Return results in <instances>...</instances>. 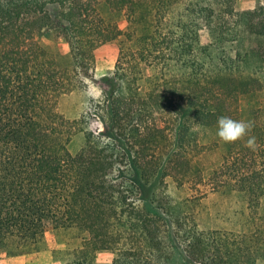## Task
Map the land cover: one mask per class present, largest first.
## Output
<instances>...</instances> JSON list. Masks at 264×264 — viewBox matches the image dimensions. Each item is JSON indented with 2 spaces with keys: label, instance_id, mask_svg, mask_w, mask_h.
<instances>
[{
  "label": "trees",
  "instance_id": "trees-1",
  "mask_svg": "<svg viewBox=\"0 0 264 264\" xmlns=\"http://www.w3.org/2000/svg\"><path fill=\"white\" fill-rule=\"evenodd\" d=\"M237 1L0 0V256L36 248L50 227L87 234L68 244L63 264H94L101 252L111 264H176L172 250L194 264L264 262V109L209 171L221 177L216 193L242 203L237 228H202L189 204L160 198L177 176L175 154L184 150L178 186L201 180L209 168L195 159L223 142L203 133L217 132L220 117L241 120L239 100L264 94V49L242 48L246 35L264 41V0L246 12ZM50 31L68 45L63 60L39 39ZM109 42L117 58L95 136L58 104L86 91L94 51Z\"/></svg>",
  "mask_w": 264,
  "mask_h": 264
},
{
  "label": "rangeland",
  "instance_id": "rangeland-1",
  "mask_svg": "<svg viewBox=\"0 0 264 264\" xmlns=\"http://www.w3.org/2000/svg\"><path fill=\"white\" fill-rule=\"evenodd\" d=\"M256 5L257 0H238L235 9L238 12H246L255 9ZM101 14L107 20L116 22L120 29H124L125 22L119 15L111 13L106 8H102ZM55 24H57L56 19H54L51 26ZM56 32L57 31H50L39 39L48 50L59 54L61 57L60 59L68 57V45L65 44L61 34ZM254 46L264 49V41L246 35L242 48L246 50ZM231 49H233V46L228 48V50ZM116 58L117 47L114 42H109L98 47L94 51V67L88 73V78L85 80V84L88 87L86 91H83L79 95L63 97L58 104V112L71 122H76L77 125L74 124L73 126H78L80 129L86 128V130L91 131L95 136H98L97 134L99 132L104 133L103 131L105 130L103 125L104 120L99 118V115L104 111L101 105L98 106L97 104L102 97L100 90L106 85V80L112 77ZM232 109H234L233 106L231 107V105L228 104L227 111L232 112ZM263 109L264 94L262 95L261 93H257L256 96H244L237 104V110L240 114L239 119L244 121L251 120L254 113L260 112ZM160 113L161 112L155 113L154 118L156 121L161 120ZM176 113L183 115L189 112ZM176 113L167 112L170 117L175 116ZM201 137L203 142L209 141L211 144L213 142H218V136L215 130L204 132ZM82 144L83 139L81 136H76L71 141L68 148L70 152L74 154ZM225 148V142H220L217 147L215 146V148L207 149V154L202 158L199 157L195 159L197 163L201 162L198 165L199 170H201V168H209V170L203 172V176L205 177H202L201 180L195 175L196 173H194L190 185L189 183L183 182L181 188L175 181L181 177L175 169H180L179 165L184 162V150H180L179 153L175 154V157L169 165L172 174L177 176L172 179V182H169L166 188L164 187L161 189L160 198L162 200L175 201L177 199H182V202L189 204L191 207V214L196 218L195 220L202 228L229 230L231 228H237L241 222L238 212L240 211L242 203L228 194L222 195L219 192L216 193L212 184L220 182L221 177L219 175L209 176V171L217 165L221 158L220 155ZM130 150L133 157L139 156L140 150L136 145H134V148L132 146ZM263 209L264 205L262 206V212ZM163 224L164 223H161L162 226ZM181 224L183 225V229H185V227L187 228L189 226L188 224L191 223L189 220H186V222L183 221ZM83 238H87V234L82 230L70 229L54 231L48 227L41 236L36 248L11 251V254L5 253L0 256V264H63V262L68 259V244ZM183 241L185 240L181 242ZM166 243L169 247V243L167 241ZM180 244L179 246H182V243ZM172 252L173 261L176 264H194L186 262L177 251L172 250ZM113 257L114 255L109 252L98 253L94 260V264H111ZM258 264H264V262H259Z\"/></svg>",
  "mask_w": 264,
  "mask_h": 264
},
{
  "label": "clouds",
  "instance_id": "clouds-1",
  "mask_svg": "<svg viewBox=\"0 0 264 264\" xmlns=\"http://www.w3.org/2000/svg\"><path fill=\"white\" fill-rule=\"evenodd\" d=\"M251 125L244 120H234L220 117L217 121V136L225 143H232L243 138L249 132Z\"/></svg>",
  "mask_w": 264,
  "mask_h": 264
}]
</instances>
